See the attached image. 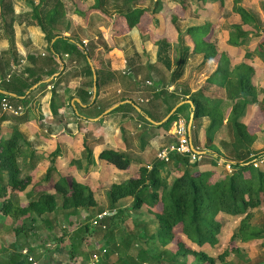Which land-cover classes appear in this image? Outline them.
<instances>
[{"label":"crops","instance_id":"obj_1","mask_svg":"<svg viewBox=\"0 0 264 264\" xmlns=\"http://www.w3.org/2000/svg\"><path fill=\"white\" fill-rule=\"evenodd\" d=\"M71 1L74 5L73 10L71 13L65 10L64 16L56 24L57 34L50 43L44 39L43 32L35 23L31 4L29 3L30 6H27L26 0H21L23 4L18 9L15 0H6L7 4L0 6V94L13 97V100H9L11 104L22 107L21 113L16 115L0 109V140L9 138L13 130H18L21 135L19 158L21 173L22 176L29 175L31 177V183L22 192L24 194L19 195L20 198L23 196L24 202L27 199L25 194L33 187L46 192L53 191L55 179L51 177L46 180L44 178L47 169L51 167L54 168L52 174L63 172L70 176L80 175H76L77 180L97 176L103 180L100 187H103L105 191L109 190L111 185L107 181L109 176L100 177L101 174L92 168L90 171L87 170V165L79 159L80 151L83 149L84 134L88 131L91 132V128L95 129L96 133L105 129L106 135L111 136L110 141L113 143L125 141L121 126L125 127L132 121L133 112L129 108H123L111 113L113 109L125 103L131 104L134 108L138 106L141 109V114L144 117L147 116V113L150 114L152 117L149 118L154 122L163 121L167 116V114L163 115L168 105L163 100L166 99L167 103H171L173 98L165 97V95L157 98L160 91L185 96V100L178 102L175 106L178 108L184 103L189 105L186 108L187 112L184 110L179 114L182 115L186 112V121L187 116L189 121L190 115L193 116L191 111L193 104L189 95L202 87L216 67V58L206 61L203 66L199 67L202 62V54H198L188 60L180 76L171 78L177 64L179 37L183 29L188 25L202 22L201 19L186 17L177 23L178 30L170 16L173 14L172 9L177 5L176 0H170L171 3L167 4V11L170 13L169 20H167L164 11H161L167 7L162 5L169 0L160 1L156 8L160 23L158 27L154 23L155 38H166L171 46V51L174 52L165 56V60L167 58L171 60L170 69H166L163 57L162 60H159L158 45L147 38V35H142L139 28L133 27L124 30L125 23L118 20V12L109 13L107 11V13L100 9L86 11L93 4V0ZM142 1L145 0H136L134 5L152 9L156 0H153L151 6L145 4L140 6ZM226 1L224 0V10L229 12L233 0H231L229 9ZM239 1L242 6L256 15L258 26L260 29H264V0L258 1L261 2V6L256 11L247 7L241 0ZM81 10L86 12L82 14ZM212 20L215 21L214 18ZM98 23L99 26L96 28ZM244 26H247V29L244 30H253L249 24H242V29ZM97 30L98 32H96ZM58 38L67 39L79 48H83L80 42L93 48V58L89 59L95 70V88L94 75L89 62L92 71V86L89 85L91 80L82 62L70 61L67 54L64 53L65 47L61 43L58 48L53 47V42ZM228 38H226V46L222 50L224 55L231 67L242 65L243 87L241 91L245 94L247 105L240 120L251 131L257 133V138L251 146L255 156L264 155V113L259 108L262 99L261 91L264 89V56L258 55L257 52V45L264 38H254L249 35V38L240 45H234L229 42ZM185 44L190 47L193 45L187 37ZM195 57L197 62L194 63L192 60ZM195 71L197 72L195 73ZM21 72L24 74L17 82V78L12 76L17 77ZM37 76L41 78L25 89L23 94L17 92L25 83L24 79L32 80ZM234 88L235 92L240 89L239 86ZM225 93L224 87L219 86L217 82H211L208 89L203 92L204 96L210 99L209 101L222 99ZM101 95L107 99H99ZM137 97L144 99V102L147 103L136 102ZM92 102L96 103L95 106H91ZM111 108L113 109L104 113ZM106 114H108L107 117H105ZM112 114H119L121 117L119 120L122 123L109 130L113 123L109 118ZM20 116H25V119L19 121L17 118ZM101 117L102 120L98 123ZM225 119L226 117L224 122ZM77 123H79L80 129L78 130L79 135L75 137L77 131L73 133L72 129L73 127L78 128ZM91 123L92 127H89ZM150 123L156 126L161 125ZM208 123V118H203L195 132L200 147L203 146L204 132ZM113 125L115 126L116 123ZM148 127L149 125H147ZM191 128L188 132L192 142ZM40 130L43 135L39 134ZM164 133L147 136L150 141L162 144ZM86 140L95 144L92 147L91 157L98 158L99 153L105 148L98 147L101 138L96 135ZM98 140L99 142H96ZM79 146L81 147L79 148ZM114 149L121 152L126 151L119 146ZM196 149L203 154L208 151H202L197 147ZM68 150H71L73 154L72 159L67 154ZM213 155L216 156L215 153ZM154 158L155 156L151 160ZM55 159L56 163L52 164ZM69 165H72L74 170L65 172V168H68ZM100 168L101 170L107 169L104 162L100 164ZM109 169L114 172L118 171L111 165H109ZM215 171V176H217V169ZM118 172L124 173V171ZM94 193L98 206L103 208V211L107 210L105 201L99 200L97 193ZM95 210L96 208L79 209L75 212L64 210L61 213L59 211L58 214L50 216L53 221L52 225L47 226L40 218H37L36 223L31 225L32 228L37 227V230L29 229L28 232L23 231L19 234L13 232L6 234L5 237H0V264H31L28 261V256H31L36 264H90L94 260V256H98L95 264H122L119 256L123 254V248H119V250L122 249L119 256L118 251L115 252L112 249L113 245H119L118 232L114 231L115 235L112 233L111 236H104L102 228L92 225L91 220L98 213L94 214ZM5 217L8 216L0 213V226H5L4 223L9 222L13 230V219L9 221L7 218L5 220ZM24 249L27 250V254L22 252ZM109 249L112 251L107 254ZM96 250L99 253L93 254Z\"/></svg>","mask_w":264,"mask_h":264},{"label":"trees","instance_id":"obj_2","mask_svg":"<svg viewBox=\"0 0 264 264\" xmlns=\"http://www.w3.org/2000/svg\"><path fill=\"white\" fill-rule=\"evenodd\" d=\"M28 1L31 4L35 23L43 32L44 39L50 43L57 34V22L65 14L64 3L62 0ZM135 1L93 0V4L86 11L100 9L107 12L108 5H115L118 20L125 23L124 30L133 27L139 28L142 35H147V38L153 40L160 47L159 60H162L161 53L163 52L166 69H170L171 60L170 58L165 60L167 54L164 52L169 43L164 39L155 38V26L158 27L160 23L156 8L161 0H156L152 9L135 6ZM176 1L177 5L172 9V21L178 30L177 23L186 17L201 19L202 22L188 25L183 31L181 30L177 64L171 78L180 76L188 60L195 55L202 54V62L199 67L203 66L206 61L217 59L215 69L202 87L189 95L193 104L191 110L193 114L192 144L195 148L210 152H205L200 161H191L186 155L171 152L168 162L160 160L156 156L150 162H139L134 175L124 181L111 183L107 197L108 212L112 214L100 218L95 225L102 228L104 236L115 235L114 231L119 232L118 226L122 223L120 215L124 213L125 209L123 201L128 198L130 200L128 209L147 207L152 218H150L151 220L148 218L147 222L140 221L142 230L138 228L132 232L125 231V235H121L119 238V242L124 247L122 257L119 256L122 264H188L185 259L190 256L193 258L194 264H214L216 260H219L220 264H235L233 260H226L231 255L230 253H233L234 257H242L243 261L244 259L247 261L246 256L242 255L239 249H224L214 257L208 254L205 248L213 247L218 243L217 237L223 225L220 220L222 216H241L237 230L232 236L238 238L240 242L248 243L256 239H264V222L259 224L251 222L255 211L264 213V163L257 167L253 165L252 159L255 154L251 146L257 138V133L251 131L240 120L247 105L245 94L241 91L243 87L242 65L231 67L225 53L218 50L215 23L212 18L216 20L222 15L225 9L224 0ZM116 2H121V5L116 6ZM6 4V0H0V6ZM230 10L228 14L237 15L240 23L235 24L234 30L228 33L229 42L240 45L249 38V35L254 38H264V29H260L258 26L256 15L242 6L239 0H233ZM86 11L81 10L80 12L83 14ZM242 24H249L253 30L242 29ZM186 37L193 43L191 47L185 44ZM60 43L65 47L64 53L67 54L70 61L82 62L91 80L89 85L92 86V71L87 57L93 58V48L82 42L80 45L83 48H79L64 38L56 39L52 45L56 49ZM257 52L258 55L264 56V39L258 43ZM96 72L98 73V71ZM23 74L21 72L19 76L13 75L12 77L17 78L18 82ZM12 77L11 79H13ZM39 78L41 77L37 76L32 80L24 79L25 83L17 92L23 94L24 90L37 82ZM211 82H217L219 86L224 87L226 92L224 98L211 100V102L204 96L203 92L208 89ZM236 86L240 87L238 92L234 91ZM261 92L262 99L259 108L264 113V89ZM161 95L173 98L171 103H167L166 99L163 100L168 104L163 116H166L178 102L185 100L183 95L168 94L166 91H160L157 98H161ZM3 96L0 94V98ZM7 98L8 100L14 99L10 96ZM94 102L91 106H95ZM188 107L187 103L180 105L159 126L169 125ZM123 108H129L146 125H152L129 103L116 107L111 113ZM147 116L152 117L148 113ZM205 117L208 118L209 123L205 128L203 148H201L195 132ZM188 118L187 116V122ZM17 119L24 120L25 116H20ZM101 120L102 117L98 122ZM221 131H224V138L221 137L216 142L217 134ZM20 140L21 135L18 130H13L9 138L0 140V213L13 219L12 226L15 234L23 233V231L28 232L29 229L37 230V227L32 228L31 226L36 223L37 218H40L47 226L52 225L53 221L50 216L58 214L59 211L61 213L64 210L75 212L79 209L96 208L95 213L98 212L96 215L103 212V208L98 206L94 190L90 186L81 185L76 180L65 181L62 177L55 179L52 192L37 190L33 187L25 194L27 198L25 202L18 199L17 194L25 191L31 183V177L29 175L22 176L21 173ZM214 153L216 156L213 155ZM99 157L105 163L121 171L126 170L134 161L127 153L113 148L102 149ZM220 161L222 164L230 162L232 171L224 173L217 179L215 177L216 169L211 166L218 167L221 164ZM165 168H167V173L163 175ZM53 171V167L47 169L44 178L49 180ZM58 197L60 198L59 202ZM150 223L157 224L155 231L148 228ZM111 251L112 249H109L107 254H110ZM98 253L97 250L95 253L93 252V254ZM180 257L184 260H181ZM237 264L247 263L244 261V263Z\"/></svg>","mask_w":264,"mask_h":264},{"label":"rangeland","instance_id":"obj_3","mask_svg":"<svg viewBox=\"0 0 264 264\" xmlns=\"http://www.w3.org/2000/svg\"><path fill=\"white\" fill-rule=\"evenodd\" d=\"M34 1H37V0H34ZM62 1L65 5L66 12L69 11L71 13V10H73V7H74L72 1L71 0H62ZM241 1L247 7L251 8L253 11H256V9L259 10V6H261V2H258L259 0H241ZM152 2H153V0H145L144 2L142 1L139 5L142 6L143 4H145L147 6H151ZM226 2H227V8L229 9L231 6V0H227ZM169 3H171L170 0L168 2L165 1V4L162 6L163 7L167 6V7L165 9L161 10L162 12L164 11L165 16H167V20H169L168 16L170 14L167 11ZM15 4H16V8L18 9V8L22 7L23 3L21 2V0H15ZM26 4H27V6H30L28 0H26ZM120 5H121V2H118L116 6H120ZM115 9H116L115 5H113V4L108 5V12L109 13H112L113 11H115ZM170 16L172 19V15H170ZM214 22H215V30H216L215 35H216L217 42L219 44L218 49L220 51H222V50H224V48L226 46L225 41H226V38H228V33L232 32L234 30L235 24H239L240 19L237 15H230V14H228V11L224 10L222 15L219 16ZM97 26H99V23L96 24L95 27L97 28ZM243 29H247V26H244ZM96 32H98V30ZM164 40L166 42L168 41V40H166V38H164ZM159 49H160V47L157 46V53L159 52ZM165 49L166 50L164 52H166V54H168V55L171 53L172 54L174 53L171 51L170 44L169 45L167 44ZM161 56L163 57V52L161 53ZM192 62H194V63L197 62L196 57L192 60ZM196 72L197 71H195V73ZM99 99L105 100L107 98L101 95V97ZM136 99H137L136 102H138L140 104H146L147 103V102H144V99H142V98L137 97ZM186 112H184L182 115H179V116L186 119ZM107 115L108 114H106L105 117H107ZM75 118H77V117L75 116ZM109 118L113 121V123H116L115 126L113 125V123H111L109 130H111L112 127L116 128V127L120 126L122 123V121L119 120L121 118L119 114H112V115H110ZM103 120H104V118H103ZM100 122L101 121H99L98 123H100ZM92 123L89 127H92ZM77 125H78V128L73 127V129H72L73 133L75 131H77L75 137L79 135V133H78V130L80 129L79 123H77ZM171 126H172V122L169 125H164V126L149 125V127L147 128V125L145 124V122L140 120L137 117V115H135L133 113L132 121L129 122L128 125L125 127L121 126L122 132H124L123 138L125 139V141H122V142L119 141L117 143H113L112 141H110L111 136L106 135L105 129L103 131L100 130V131H98V133H96L95 129L91 128V132L88 131L89 133L87 132L84 134V137H83L84 143L82 145L83 149L80 151L79 159H81V161L83 163H85V165H87V170L90 171L92 168L93 170H95V171L99 172V174H101V175H99L100 177L109 176V178L107 180L108 183H112L113 181H115V182L124 181L125 179L129 178L131 175L135 174L139 162H141V161H143L145 163L150 162V161H152L151 159L153 158V156H156L159 149L164 148V147H168L170 145L172 146V144L175 142V139L170 134ZM162 133H164L162 136V141H163L162 144L150 141V138L148 137V136H154V135H161ZM39 134H41V130H40ZM41 135H43V134H41ZM96 135L99 138H101L100 142H99V140L96 141V142H99L98 147L103 146V148L105 147V148H113L114 149V147L118 148V146H119V148L121 147V149L122 148L125 149L126 150L125 153H127V155L130 156L132 158V160H134L132 162V164H130L126 170H122V171H124L123 174L118 172L121 170H118L115 172L110 171L109 164L105 163V161H103L100 157H98V158L97 157L93 158V156L91 157L92 149H93L92 147L95 144L87 141L86 139L90 138L91 136H96ZM223 136H224V131L219 132L217 134V137H216V142H218V140ZM80 147L81 146H79V148ZM201 148H203V147H201ZM88 152H89V155H87ZM67 154L72 159L73 154H72L71 150H68ZM93 155H95V153H93ZM103 162L105 164V167H107V169H105V170H101V168H100V164H102ZM55 163H56V159L52 162V164H55ZM220 163H221V161H220ZM211 167L217 169L218 175L215 176L217 179L222 177L224 175V173L227 172L225 170L224 166H222V163L219 164L218 167H216L215 165H212ZM83 168H85V167H83ZM70 170L71 171L74 170L72 165H69L68 168L67 167L65 168V172L66 171L70 172ZM82 172H83V170H82ZM85 173H86V171H85ZM166 173H167V168H165L163 170V175H165ZM76 175L80 176L78 174H76ZM76 175L70 176V174H64L63 172H57V173L53 174L52 178L58 179V178L62 177L63 180L70 181V180H75L77 178ZM101 179L102 178H99L97 176L92 177V178L89 176L85 180L79 178L78 180L76 179V181L80 182L81 185L83 184L86 186H90L94 190V192L97 193V198L99 200L105 201L104 204H106V208H107V210H105V211L108 212L109 211V207H108L109 203H108V197H107L108 190L105 191V189L103 187H100L101 183L103 181ZM22 194H24V193L17 194V198L19 199L20 198L19 195H22ZM103 198H106V199L104 200ZM20 200L21 201L24 200L23 196H22V198H20ZM59 201H60V198L58 197V202ZM0 202H1V200H0ZM123 202H124L123 207L125 209H124V213L120 215L122 223H120L118 226V229L120 228L119 229L120 231L118 232L119 238L121 237V235H125L124 234L125 231L132 232L138 228H140V230H142L141 228H143V227L140 226V221L147 222L148 218L149 219L152 218L151 213H149L147 211V207H142L141 209H134V210L128 209L129 208L128 205H129L130 200L127 198V200H125ZM94 214H95V212H94ZM6 218L9 221L12 220V218H10V217H5L4 219L6 220ZM240 219H241V216H228V217L222 216L220 218V220L223 223V225L221 228V232H220L219 236L217 237L219 241L213 247H206L205 248L206 251L208 252V254L216 257L224 249L237 248V249H239V251L242 255L246 256L247 261L245 259H244V261L247 264H264V239H256V240H253V241L248 242V243H242L239 241L238 238L232 237L233 233L237 230ZM251 222L254 224H259V223L264 222V213H262L261 211H255L254 216L251 219ZM4 224H5V226H3V225L0 226V237L1 238L5 237L6 234H8V233L14 232L11 229V223L6 222ZM148 228L151 231H155L157 228V224L150 223ZM139 232H141V231H139ZM119 248L124 249V247L121 245L120 242H119L118 246H116V244H115L112 247L113 251H115V252L118 251V256L120 255V252L122 250V249L119 250ZM230 254L231 255L226 258L227 261L233 260L235 264L244 263L242 257H237V256L234 257L233 253H230ZM121 257H122V254L120 255V258ZM180 259L184 260V258H181V257H180ZM185 260L187 261L188 264H194V260L191 256L187 257ZM122 261H124V259H122ZM214 264H220L219 260H216Z\"/></svg>","mask_w":264,"mask_h":264},{"label":"built area","instance_id":"obj_4","mask_svg":"<svg viewBox=\"0 0 264 264\" xmlns=\"http://www.w3.org/2000/svg\"><path fill=\"white\" fill-rule=\"evenodd\" d=\"M0 109L4 112H8L11 114H20L22 111V107L20 105L11 104L8 100L7 96L4 95L0 98ZM170 134L175 139V142L172 146L164 147L158 150L156 157L165 162L169 161V154L171 152H176L181 155L188 156L191 161H200L203 153L198 151L192 144L191 138L187 128V121L185 118L178 116L173 122L170 129ZM196 150V151H195ZM252 163L255 167L264 163V155L253 156ZM227 172L232 171L231 163L224 162L222 164ZM111 212L103 211L102 213L96 215V217L91 221L92 224H97L98 220L106 215H111ZM24 254H27V250L24 249L22 251ZM93 261L90 264H95L98 259V256L93 257ZM28 261L31 264H36V261L33 260L31 256H28Z\"/></svg>","mask_w":264,"mask_h":264},{"label":"water","instance_id":"obj_5","mask_svg":"<svg viewBox=\"0 0 264 264\" xmlns=\"http://www.w3.org/2000/svg\"><path fill=\"white\" fill-rule=\"evenodd\" d=\"M87 59H88V62H89V64L91 65V67H92V71H93V75H94V88H95V80H96V78H95V70H94V68H93V66H92V63H91V61H90V59L87 57ZM190 102V101H189ZM180 106V105H179ZM178 106V107H179ZM114 108V107H113ZM113 108H111V109H109V110H106L104 113H107V112H109L110 110H112ZM135 108L141 113V109L138 107V106H135ZM177 109V106H175L168 114H167V116L164 118V120L163 121H161V122H154L153 120H151L148 116H145L146 117V119L148 120V121H150V122H153V123H156V124H162L163 122H165L173 113H174V111ZM192 119H193V116L192 115H190V119H189V121H188V130H190V128H191V123H192ZM196 151V150H195Z\"/></svg>","mask_w":264,"mask_h":264}]
</instances>
